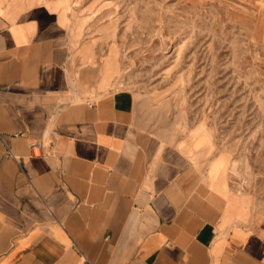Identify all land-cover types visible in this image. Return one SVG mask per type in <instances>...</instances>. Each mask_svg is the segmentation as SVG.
<instances>
[{
    "label": "crops",
    "instance_id": "0c3cea01",
    "mask_svg": "<svg viewBox=\"0 0 264 264\" xmlns=\"http://www.w3.org/2000/svg\"><path fill=\"white\" fill-rule=\"evenodd\" d=\"M97 44L57 0H0V264H264V208Z\"/></svg>",
    "mask_w": 264,
    "mask_h": 264
},
{
    "label": "rangeland",
    "instance_id": "374dc122",
    "mask_svg": "<svg viewBox=\"0 0 264 264\" xmlns=\"http://www.w3.org/2000/svg\"><path fill=\"white\" fill-rule=\"evenodd\" d=\"M57 1L158 134L205 138L231 190L264 208V0Z\"/></svg>",
    "mask_w": 264,
    "mask_h": 264
},
{
    "label": "bare ground",
    "instance_id": "6f19581e",
    "mask_svg": "<svg viewBox=\"0 0 264 264\" xmlns=\"http://www.w3.org/2000/svg\"><path fill=\"white\" fill-rule=\"evenodd\" d=\"M204 140H205V138H204ZM204 140H203V138H200L199 140H197L195 143L196 144H201V143H203L204 142Z\"/></svg>",
    "mask_w": 264,
    "mask_h": 264
}]
</instances>
